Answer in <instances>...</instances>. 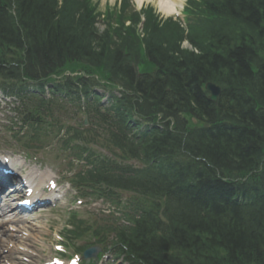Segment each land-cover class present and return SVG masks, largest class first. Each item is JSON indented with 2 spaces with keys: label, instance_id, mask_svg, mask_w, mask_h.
<instances>
[{
  "label": "trees",
  "instance_id": "1",
  "mask_svg": "<svg viewBox=\"0 0 264 264\" xmlns=\"http://www.w3.org/2000/svg\"><path fill=\"white\" fill-rule=\"evenodd\" d=\"M259 2L216 6L220 18L190 32L196 52L183 49L174 23L160 26L150 10L143 12V36H137L141 15L128 13L127 1L105 12L101 32V14L91 0H0L2 74L51 81L52 74L79 63L121 85L125 96L115 108L136 109L147 122L133 127L142 130L132 136L116 125L106 128L110 149L149 165L138 176L124 169L115 180H105L111 193L134 190L146 205L147 197L166 200L149 203L131 231L116 228L118 242L136 264H264ZM138 66L151 73L140 74ZM207 81L223 86L218 104L203 88ZM94 82L99 81L69 78L58 91L82 87L88 95ZM159 114L162 124L156 123ZM184 114L206 126L190 128Z\"/></svg>",
  "mask_w": 264,
  "mask_h": 264
},
{
  "label": "rangeland",
  "instance_id": "2",
  "mask_svg": "<svg viewBox=\"0 0 264 264\" xmlns=\"http://www.w3.org/2000/svg\"><path fill=\"white\" fill-rule=\"evenodd\" d=\"M102 7H105V3L107 1L113 2L114 0H100ZM154 5L157 6L156 3H153ZM53 169L54 172L57 174V170L61 169L60 166L53 165V164H47L44 169H42V175L46 172L47 168ZM35 169H39V167H35ZM62 185H59L58 187L60 188L61 194L65 191V197L56 203L57 208L54 211H46L38 215V217L34 218L31 221V226L30 230L27 229L24 233H28L27 235L20 236V240L24 242V244H28L29 249L32 252L39 253V250L41 249V254L40 256H44L45 253H48V251H53V244L56 242V240L52 237V235L49 234H44V233H51L50 230L48 229L49 226L54 229H59L64 226L68 221V199L70 198V195H68V190H67V185L62 182ZM55 204V203H54ZM104 204H102V207ZM95 208L96 212H98V206ZM87 208V207H85ZM101 213V212H98ZM3 234V233H2ZM3 239L6 237L3 236ZM7 240V239H6ZM5 245V242H4ZM3 248V247H2ZM47 259V258H46ZM37 261H34V264H42V261L40 260L39 257L36 259ZM22 264H24V261H21Z\"/></svg>",
  "mask_w": 264,
  "mask_h": 264
},
{
  "label": "bare ground",
  "instance_id": "3",
  "mask_svg": "<svg viewBox=\"0 0 264 264\" xmlns=\"http://www.w3.org/2000/svg\"><path fill=\"white\" fill-rule=\"evenodd\" d=\"M137 1H138V3L142 4L146 0H137ZM147 1H153V0H147ZM178 3H180V1L176 2L174 0H158V5L160 6L161 10L167 14L172 13L173 11H176ZM8 205L10 206L11 203H8ZM0 228H1L0 231L2 233H8L7 229L4 227L2 222L0 223ZM15 236H16V233H12V237H15ZM2 242H3V239L0 238V246H1ZM1 255H2V253H0V256Z\"/></svg>",
  "mask_w": 264,
  "mask_h": 264
},
{
  "label": "water",
  "instance_id": "4",
  "mask_svg": "<svg viewBox=\"0 0 264 264\" xmlns=\"http://www.w3.org/2000/svg\"><path fill=\"white\" fill-rule=\"evenodd\" d=\"M210 88V90L212 91V98L213 99H217L218 96V92H219V87L213 85V84H209L208 86Z\"/></svg>",
  "mask_w": 264,
  "mask_h": 264
},
{
  "label": "snow or ice",
  "instance_id": "5",
  "mask_svg": "<svg viewBox=\"0 0 264 264\" xmlns=\"http://www.w3.org/2000/svg\"><path fill=\"white\" fill-rule=\"evenodd\" d=\"M73 264H76V262L74 261Z\"/></svg>",
  "mask_w": 264,
  "mask_h": 264
}]
</instances>
